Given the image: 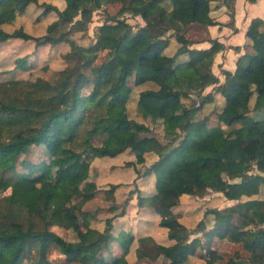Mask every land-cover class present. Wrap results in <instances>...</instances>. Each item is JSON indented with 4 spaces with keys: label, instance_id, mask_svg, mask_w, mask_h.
<instances>
[{
    "label": "trees",
    "instance_id": "16d2710c",
    "mask_svg": "<svg viewBox=\"0 0 264 264\" xmlns=\"http://www.w3.org/2000/svg\"><path fill=\"white\" fill-rule=\"evenodd\" d=\"M131 1L65 0L63 10L42 3L46 12L55 10L58 15L45 34L35 36L22 27L10 32L3 25L11 24L31 4H40L39 0H0V44L10 39L34 41L36 47L67 42L71 51L66 58L84 60L59 84L42 77L0 84V188L9 184L12 189L0 199V264H52L47 256L52 245L79 264H135L127 259L135 235L123 230L115 236L113 217L105 220L102 230L83 229L72 199L83 194L80 184L91 159L114 157L143 144L158 156L147 170L155 175L156 192L139 193V203L158 212L168 237L180 244L161 245L150 236L143 237L141 257L162 254L168 264L184 263L189 256L186 241L196 231L180 222L171 208L183 194L200 195L210 189L228 200L248 199L229 206L228 217L205 233L233 243L242 240L249 256L237 264H264V199L253 198L264 183V118L249 114L254 96L253 110L264 109V19L252 20L247 32L252 43L245 46L234 71L222 70V80L213 65L215 56L225 49L223 43L211 39L210 47L196 48L186 37L192 24H215L212 0H133L140 4L138 8ZM224 2L232 8L234 0ZM108 4L133 8L145 25L135 28L125 18L109 15L97 27L93 44L75 43L70 36L74 19L80 14L91 19L95 10ZM101 52L105 61L98 63ZM86 68H95L93 82ZM132 75L134 85H160L139 92L137 110L142 120L128 114ZM210 86L215 91L205 94ZM215 92L226 100L217 116L219 124L209 127L207 118L192 120L189 113L214 101ZM188 98L194 100L183 107L185 119L176 129L170 123L172 109ZM158 120L165 142L148 135L149 123ZM100 134L108 135L106 144L88 143ZM40 146L58 164L55 183H47L44 168L19 171L21 156ZM137 157L139 164L146 161L144 154ZM136 163L127 164L137 169ZM54 224L72 228L78 239L66 240L51 229ZM109 236L123 247L121 255L110 260L104 249Z\"/></svg>",
    "mask_w": 264,
    "mask_h": 264
},
{
    "label": "rangeland",
    "instance_id": "374dc122",
    "mask_svg": "<svg viewBox=\"0 0 264 264\" xmlns=\"http://www.w3.org/2000/svg\"><path fill=\"white\" fill-rule=\"evenodd\" d=\"M39 3L31 4L24 13L17 15L11 24H4V29L12 32L22 27L35 36L45 34L48 24L57 19L58 13L55 10L46 12L42 3L56 5L60 10H63L66 2L65 0H39ZM131 4L133 8L140 6L139 3L133 0ZM133 8L124 10L121 4H108L95 10L91 19L80 14L70 24V27H73L70 35L71 39L79 45L90 46L96 41L95 31L97 27L102 25L109 15L125 18L135 28L145 25L146 21L141 16L135 15L132 11ZM217 27L219 26H212L211 28L207 26L206 28L203 25L192 24L187 27L186 37L195 42L193 47H201L212 39V34L217 35L219 31ZM170 33L173 34V32ZM202 42L203 44H201ZM70 51L71 46L67 42L36 47L34 41L7 40L0 44V84H10L12 81L18 80L27 83L39 77L47 79L53 84H59L68 74L82 67L84 62L80 57L67 59L66 55ZM169 51H174L173 46L169 48ZM104 53H99L98 63L105 61ZM220 66L218 64L217 67L215 66V72L223 80L222 70L224 68ZM85 72L90 75L93 82L95 68H86ZM161 81L159 79L158 83L162 84ZM130 84L133 86V92L127 104L128 114L130 118L142 120L137 110L139 92L145 88H158L160 85L155 82L134 85L133 75L130 78ZM91 86L89 85L86 91L89 92ZM211 91H215L214 86L206 88L205 94ZM215 97L214 101L207 102L196 112L189 113L191 119L201 120L207 118L209 127L218 125L217 116L226 104V100L217 92H215ZM193 100L192 98L183 99L184 104L172 109L174 113L170 123L174 128L179 129V126L184 122L185 110L183 107L191 105ZM254 103L255 96L250 100L251 110L249 114H252L255 119L264 118V109L255 112L253 110ZM149 126L151 128L148 133L149 136H155L163 142L166 141L161 120L150 122ZM108 139L107 134H100L89 139L88 143L101 146L106 144ZM139 154L146 156V161L141 164L138 162L137 156ZM157 157L153 152L147 150L146 144L133 150H126L114 157L96 156L85 167V176L80 184L83 194L72 199L83 229L92 226L102 230L105 226V220L113 217V233L115 236H118L123 230L130 231L133 234L136 233L134 234L135 240L132 242L130 251L127 254L129 262L135 264L169 263V260L162 254L155 258L141 257L140 249L142 245L140 239L143 237L150 236L161 245L180 244V242L171 240L168 237V230L160 225L161 215L156 216L152 212V208L146 205L142 206L139 203V193L143 196H150L156 192L155 175L147 170ZM129 161H137V169L129 166L127 164ZM35 166L46 169L48 173L47 183H55L58 164L44 146L33 147L28 154L22 155L19 159L18 168L23 173L28 172ZM253 172L256 173V168ZM240 180L236 179V181ZM11 190L9 184L1 187L0 199L9 195ZM253 198L264 199V183L260 185L259 193L254 195ZM247 199V197H243L240 200H228L223 193L210 189L200 195H182L179 204L171 208V213L189 229L196 231L186 241L189 245V256L182 264H207L208 262L210 264H237L239 259L248 258L249 251L245 248L242 240L233 243L228 239H221L217 236L212 237L205 233V231L214 228L216 221L225 220L228 217L227 209L229 206ZM213 208L217 211L210 213L209 210ZM51 229L68 241L78 239L77 233L72 228L66 229L54 224ZM104 249L108 260L120 256L123 251V247L119 245L118 241L114 238L111 239L110 236L107 237L104 243ZM47 256L52 264H79L67 260L55 245L49 248Z\"/></svg>",
    "mask_w": 264,
    "mask_h": 264
},
{
    "label": "crops",
    "instance_id": "0c3cea01",
    "mask_svg": "<svg viewBox=\"0 0 264 264\" xmlns=\"http://www.w3.org/2000/svg\"><path fill=\"white\" fill-rule=\"evenodd\" d=\"M211 16L215 24L208 27L219 26L217 35L212 34L211 38L218 39L225 46V49L215 56L213 71L217 74L215 72L217 64L226 70L234 71L238 58L245 51V46L252 43L247 35L252 20L264 19V0H234L232 8L227 6L224 0H212ZM210 45V42H206L203 47L200 45L201 47L196 48H208ZM152 212L160 216L158 212L154 210Z\"/></svg>",
    "mask_w": 264,
    "mask_h": 264
}]
</instances>
